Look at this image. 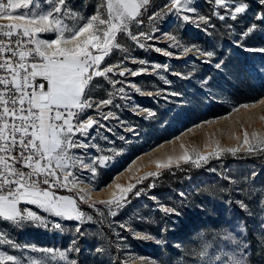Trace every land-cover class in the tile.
I'll use <instances>...</instances> for the list:
<instances>
[{
  "label": "snow or ice",
  "instance_id": "1",
  "mask_svg": "<svg viewBox=\"0 0 264 264\" xmlns=\"http://www.w3.org/2000/svg\"><path fill=\"white\" fill-rule=\"evenodd\" d=\"M151 2L152 0H93V11L85 14L82 11L86 7L83 0L76 6L70 0H0V21H7L0 23V249H3L0 250V264H78L76 259L70 258V254H78L80 251L76 239L78 234L83 235L80 225L93 220L81 208V204L88 203L90 199L88 192L80 187L85 183L82 174L90 173L88 183L95 189L96 165L106 166V162L112 157H86L74 150L96 147L85 142L94 139L89 132L95 125L106 127L100 119L94 118L93 111L103 120L109 117L115 119L117 117L113 111L104 112L101 109L107 106L119 108V104H114L117 93L123 94L120 95L121 100L129 98L124 87H115L124 82L114 80L108 74L116 75L118 69L119 76H125L126 72L136 76L146 71L145 68L128 69L121 60L113 63L112 58L117 53L124 54V59L128 58L130 49L126 40L132 41L141 49L149 47L142 41L152 40L154 37L140 30V26L144 23L143 17L149 12ZM208 2L213 5L211 15L200 14L196 0H168L160 11L148 15V19L155 21L174 16L178 20L195 23L197 27L201 22L215 27L211 24L212 16L220 21H237L250 8L247 0ZM256 4L258 11L254 14L253 22L240 33L241 39L260 27L256 21L264 24V0H256ZM220 9L224 10L223 14ZM225 26L232 27L231 24ZM203 30L207 31L206 28ZM164 35L171 42L169 47L182 48L184 55L189 52L208 58L214 55L196 45L182 44L175 35ZM46 36L50 38H45ZM246 50L264 52V48ZM155 51L163 52L165 56L173 55L161 48H155ZM133 62L137 61L133 59ZM208 62L209 60L204 61ZM138 63L149 64L143 59ZM151 67H164L166 70V66L158 64H152ZM215 67L220 68L221 64L217 63ZM100 77L114 89H106L107 98L98 99L94 96L95 90L101 87L94 81ZM131 87L141 95H152V92H143L134 84ZM259 104H264V99L259 100ZM255 106V103L242 104L233 108V111H239L240 107ZM139 111L147 112L148 117L154 115L148 109ZM261 120H264V116ZM77 134L84 139L78 138ZM241 146H247L249 154L264 152V137L254 132L250 139L245 131ZM238 150L227 149L232 155ZM222 151L224 150L217 148L210 156L198 155L195 159L185 151L179 159L200 166L201 161L219 158ZM171 164L170 157L165 164L157 162V168H168ZM158 175L148 173L138 182L142 183L148 176ZM116 188L119 195L114 192L111 199L100 201L113 217L127 202V193H131L136 184H129L127 187L116 185ZM58 190L76 195H57ZM140 191L137 190L134 195L139 196ZM238 203L241 208L249 211L244 201ZM29 205H34L46 213L47 217L37 214L27 207ZM260 206L264 208V200L260 202ZM88 207L95 209L96 205L91 203ZM159 210L165 216L179 215L175 208L164 205H160ZM48 217L58 219L51 220ZM60 221L79 222L74 227L73 239L66 249L38 248L12 239L10 229L21 228L25 223L45 228L51 226L52 229L63 232L66 229ZM120 227L131 230L132 235L138 239L162 243L149 234L131 229L128 223H122ZM116 235L119 237V233ZM225 239L242 250L221 248L210 257L209 245L204 244L198 250L194 249L192 254L201 261H220L223 258V264H247V253L243 251L248 247L247 242L237 239L231 233H227ZM104 251L102 247L96 248L97 253ZM28 252L39 255H27ZM123 264H129V261H124Z\"/></svg>",
  "mask_w": 264,
  "mask_h": 264
},
{
  "label": "rangeland",
  "instance_id": "2",
  "mask_svg": "<svg viewBox=\"0 0 264 264\" xmlns=\"http://www.w3.org/2000/svg\"><path fill=\"white\" fill-rule=\"evenodd\" d=\"M70 2L76 6L80 5L82 0H70ZM247 2L250 3L249 10L237 21H220L212 16L211 24L215 27L203 22L197 27L195 23L184 22L174 16L150 21L148 15L160 11L168 3V0H152L149 12L143 17L144 23L140 26V30L154 37L152 40L142 41L149 47L141 49L132 41H125L130 51L127 54L128 60L123 66L131 70L145 68L146 71L136 76L127 72L125 76H119V69L116 70V75L108 74L112 79L124 82L115 87H124L129 98L121 100L120 95L123 94L117 93L114 104H119L120 107L107 106L101 109L104 112L113 111L117 118L109 117L103 120L96 117L106 127L100 128L99 125H95L89 132L94 139L85 141L96 147L74 150L86 157H112L106 162V166L96 165L97 175L94 184L98 193H94V196L88 194L90 197L88 203L81 204L82 210L91 215L93 220L80 225L83 235L78 234L76 237L80 251L78 254H70V258L76 259L78 264H123L124 261H129V264H223V258L220 261L199 260L192 254L194 248L191 245L183 247L172 244L171 249L163 247V240L147 231L153 218L152 211L157 209L162 201L148 195L146 190H141L139 196L134 193L143 183L138 182L141 177L163 169L157 168V162L165 164L171 157V166H176L185 163L179 159L185 150L195 159L198 155L210 156L219 148L224 150L219 158L200 162V166H208L209 175L215 173L218 175L219 168L224 166V159L235 163L252 157L239 155L241 152L248 153L247 146H241L245 131L250 139L254 132L264 137V120H261L264 116V104L252 108L240 107L239 111H233V108L241 104H251L255 101L251 99L254 93L261 92L260 96L264 95V59L243 52L247 50L245 45H242L247 42L256 45L248 49L262 48L260 44H264V24L256 21L260 27L255 32L243 39L240 36V33L253 22L254 14L258 11L256 0H247ZM83 3L86 7L82 11L85 14L91 13L93 0H83ZM196 6L200 14L211 15L213 5L208 0H196ZM223 11L220 9L221 14ZM225 24H231L232 27H226ZM205 28L207 31L203 30ZM133 30L136 31L135 28ZM165 33L175 35L184 45H196L205 52H213L214 55L211 58L198 56L195 52L184 55L182 48L169 47L171 42L164 35ZM155 48L167 50L173 55L165 56L163 52H156ZM123 56L124 54H115L112 62L122 60ZM133 59L137 62L134 63ZM141 59L148 61L149 64H139L138 61ZM205 60L209 62L204 63ZM217 63L221 64L220 68L215 67ZM152 64L166 66V70L164 67L154 69L151 67ZM94 82L101 85L94 92V96L98 99L107 98L106 89L114 91L102 77ZM133 84L143 92H152V95H141L131 87ZM170 93H178V95H170ZM237 99H246V102L236 104L234 101ZM139 109H148L154 115L148 117L147 112ZM129 128L132 130H127ZM78 138L84 139L79 136ZM230 148L239 150L232 155L227 151ZM82 175L85 183L92 187L88 183L90 173L84 172ZM243 176L251 188V178L255 176L254 170L253 173H243ZM111 182L114 184H110ZM129 184H136V188L131 193H127V202L117 210V215L111 216L106 205L101 204L100 201L111 199L114 192L119 195L116 185L127 187ZM253 192L264 199V181L253 186ZM179 193L181 196L182 192ZM56 194L76 195V193ZM172 199L173 196L168 197V200L172 201ZM91 203H95V209L88 207ZM27 207L47 217L46 213L34 205ZM48 219L58 218L48 217ZM172 221L178 223L176 219ZM60 222L66 229L63 232L52 229L51 226L45 228L31 223H25L21 228L10 229V232L12 239L20 244L34 245L38 248L66 249L73 239L74 227L79 222ZM122 223H128L131 229L149 234L162 243L138 239L132 235L131 230L121 228ZM116 233H119V237ZM227 233L241 240L239 236L242 231ZM227 233L220 235V244H207L210 257L221 248L228 250L235 248L239 251L236 245L225 239ZM202 245L204 244L199 245V248ZM98 247L104 248L105 251L97 253ZM27 255L39 254L28 252ZM157 255H160L159 258Z\"/></svg>",
  "mask_w": 264,
  "mask_h": 264
},
{
  "label": "trees",
  "instance_id": "3",
  "mask_svg": "<svg viewBox=\"0 0 264 264\" xmlns=\"http://www.w3.org/2000/svg\"><path fill=\"white\" fill-rule=\"evenodd\" d=\"M242 45L256 47L247 42ZM260 45L264 48V44ZM243 52L264 59V52ZM254 94L251 99L261 97V92ZM243 102L246 99L234 101L236 104ZM239 155L252 157L235 163L224 159L218 175H209L208 166L182 163L159 170L158 176H148L136 191L146 190L148 195L161 200V205L175 208L179 215L165 216L159 207L153 209L147 231L160 237L166 249L178 244L191 245L196 250L201 244H220L222 233L242 231L239 237L248 245L243 249L247 253V264H264V208L260 206L264 199L253 192V186L264 181V152L250 155L241 152ZM253 170L255 176L251 178L250 188L242 174L253 173ZM179 191L183 195L180 196ZM169 196H173L172 201L168 200ZM239 201H244L249 211L241 208ZM172 219L178 223H173Z\"/></svg>",
  "mask_w": 264,
  "mask_h": 264
},
{
  "label": "bare ground",
  "instance_id": "4",
  "mask_svg": "<svg viewBox=\"0 0 264 264\" xmlns=\"http://www.w3.org/2000/svg\"><path fill=\"white\" fill-rule=\"evenodd\" d=\"M245 49H248V48H245ZM264 96V95H263ZM263 96H261L260 98H258V99H256L255 101H253L251 104H249V103H244V104H249V105H252V104H256V106L255 107H257V106H260L261 104H259V100H261V99H264V98H262ZM242 105V104H241ZM249 108H252V107H249ZM186 151V150H185ZM110 184H114V182H111ZM109 184V185H110ZM105 187H107V186H105ZM81 188H84L87 192H88V194H90V195H93L94 196V193H98L97 191L98 190H95V189H93L92 187H90L89 185H87V183H84V184H82L81 185ZM100 190V189H99ZM102 191V190H101ZM100 191V192H101ZM105 192V191H104ZM101 194H102V192H101Z\"/></svg>",
  "mask_w": 264,
  "mask_h": 264
},
{
  "label": "built area",
  "instance_id": "5",
  "mask_svg": "<svg viewBox=\"0 0 264 264\" xmlns=\"http://www.w3.org/2000/svg\"><path fill=\"white\" fill-rule=\"evenodd\" d=\"M0 23H7V21H0ZM127 60H128V58L127 59L122 58L121 61H122V63H124ZM92 115L94 116V118L97 117L96 114L94 113V111L92 112ZM77 136H79V134H77ZM56 193H68V192L66 190H58Z\"/></svg>",
  "mask_w": 264,
  "mask_h": 264
}]
</instances>
